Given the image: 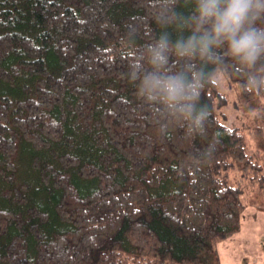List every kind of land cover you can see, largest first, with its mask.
<instances>
[{"label": "trees", "instance_id": "1", "mask_svg": "<svg viewBox=\"0 0 264 264\" xmlns=\"http://www.w3.org/2000/svg\"><path fill=\"white\" fill-rule=\"evenodd\" d=\"M156 12L0 0V264H222L219 244L264 206V95L240 67H213L193 137L162 132L136 95L131 57Z\"/></svg>", "mask_w": 264, "mask_h": 264}, {"label": "clouds", "instance_id": "2", "mask_svg": "<svg viewBox=\"0 0 264 264\" xmlns=\"http://www.w3.org/2000/svg\"><path fill=\"white\" fill-rule=\"evenodd\" d=\"M156 8L161 30L133 49L130 67L136 95L164 118L162 132L171 120L188 137L203 133L211 113L201 95L225 60L241 68L247 93L264 95V0H156Z\"/></svg>", "mask_w": 264, "mask_h": 264}, {"label": "rangeland", "instance_id": "3", "mask_svg": "<svg viewBox=\"0 0 264 264\" xmlns=\"http://www.w3.org/2000/svg\"><path fill=\"white\" fill-rule=\"evenodd\" d=\"M220 84L228 98L232 99L231 90L227 87V83L222 77L220 78ZM227 107L230 108V105H228ZM227 107L225 108L226 111ZM230 120H233L231 115ZM232 122L237 123V120ZM246 212L247 213L244 216L245 219H243L242 230L232 236H229L218 246L221 253L222 264H228L226 262V248H224V246L226 245L228 240H230L229 238H245V244L248 243L249 247L251 246L252 250L246 253L251 260H248L246 264H250L251 262H253L254 260H252V257L261 255V251H263L261 246L262 243L260 242L259 238H264V206L262 208L249 207ZM247 256L244 254L245 258ZM262 262L264 264V259L262 260Z\"/></svg>", "mask_w": 264, "mask_h": 264}, {"label": "crops", "instance_id": "4", "mask_svg": "<svg viewBox=\"0 0 264 264\" xmlns=\"http://www.w3.org/2000/svg\"><path fill=\"white\" fill-rule=\"evenodd\" d=\"M228 242L224 246L226 248V262L228 264H246L249 259L246 253L252 250L251 246L249 247L248 243L245 244V238H229ZM262 243L261 255L252 257L253 262L250 264H263L262 260L264 259V238H259ZM223 248V249H224ZM221 254V253H220ZM244 254L248 257H244Z\"/></svg>", "mask_w": 264, "mask_h": 264}]
</instances>
